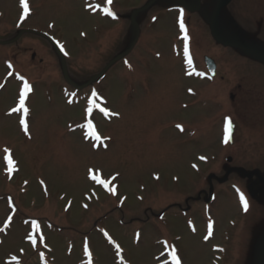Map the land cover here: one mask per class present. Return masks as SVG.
<instances>
[{
  "label": "rangeland",
  "instance_id": "374dc122",
  "mask_svg": "<svg viewBox=\"0 0 264 264\" xmlns=\"http://www.w3.org/2000/svg\"><path fill=\"white\" fill-rule=\"evenodd\" d=\"M117 1V10L126 15L119 24L93 18L102 36L98 45L94 36H89L90 40L82 41L78 47L69 42L76 38L78 29L97 35L91 26L92 17L82 12V2L32 0L33 14L29 13L20 22L22 30L34 28L67 40L66 47L72 56L65 63L68 77L76 86L73 87L62 80L60 60L45 38L34 33L16 38L20 30L16 24L18 0H0V40L16 38L14 42L0 45V80L6 72L3 63L6 58L16 70L28 76L24 78L31 89L24 103L28 110L24 120L28 136L22 134L19 111L5 115L11 105L13 109L19 108L24 82L16 97L17 82L11 76L0 90V157L2 145L13 149V165L19 160L20 166L16 175L21 181H29L24 187L26 193L20 195L19 185L13 184L14 181L5 182L0 169V178L4 181L0 187V264H35L28 255L30 247L37 253V259L50 262L51 258L53 264H81V250L85 247L89 256L95 257L96 264H115L112 250L96 227H104L122 244L131 264H155L154 258L161 251L158 238L165 235L175 240L180 264H259L255 259L264 241V190L259 192V176L247 182L244 176L245 170L257 169L259 174L264 171V78L261 76H264V67H258L255 60L237 50L213 42L205 23L212 10L208 4L202 5L199 14L191 18L195 54L192 51L190 54L196 56L194 63L197 61L199 68H203L202 55L212 57L222 79L200 84L201 79L185 78L180 58L173 56L184 46L174 27L177 11H158L154 16L155 9H151L140 17L141 40L138 39L136 48L127 56L129 62L134 63V71L120 69L123 66L118 61L115 69H109L99 78L100 83H96L99 94L107 100L105 107L118 114L110 123L99 124L102 133H107L108 139L100 145L106 150L91 151L88 144L81 141L79 132L68 130L66 125L81 117L82 112L81 104L66 106L64 96L73 89L79 90L78 97L82 91H87L91 84L89 77L100 71L118 51L120 40L125 43L128 39V9H135L146 0ZM229 7L247 37L258 31L255 36L264 40V0H233ZM149 15L154 22L147 24ZM218 31L224 37L234 38L226 34L228 31ZM140 45L143 46L138 50ZM236 84L240 85L238 90L233 89ZM188 87L195 93L201 91L200 100L189 95ZM232 89L239 96L240 91L249 92L247 96L251 100L246 103L249 105L246 112L239 114L237 103L232 104L239 121L246 122V114L251 119L245 127L238 125L234 146L224 148L219 143L221 122L224 114L235 115L227 103ZM211 94L219 97L220 102L212 103ZM178 124L184 126L182 134L177 130ZM191 126L196 127V132H192ZM197 154L210 157V161L214 157L210 172H216L218 179L228 174L224 160L227 154L232 156L234 161L227 179L220 185L215 180L197 185L200 174L188 168ZM240 164L245 169L244 176L241 170H235ZM86 166L102 168L105 176L116 175L118 190L128 198L121 209L116 208L115 200L99 194L98 199L82 211L88 204L83 193L91 187L85 180ZM200 166L201 173L210 167ZM38 179L49 186L48 195L39 191ZM210 187L218 195L211 203V210L204 212L211 215L214 222L208 223L213 230L212 238L205 239L207 225H203L202 207ZM237 189V194H233ZM242 190L247 210L234 197ZM198 193L200 198L192 201L190 198ZM8 196H13L22 210L17 213L10 210L4 217L7 212L4 201ZM137 196L144 199L138 201ZM64 208L71 210L66 212ZM159 212H167L161 223L156 217ZM43 219L50 221L53 230ZM119 220L123 224L121 228ZM19 222H23V229L14 226ZM39 226L41 229L35 231ZM139 228H142L141 238L135 247L131 234ZM195 228L196 233H193ZM9 229L8 235H4ZM22 230L24 236H29L28 240L22 239ZM46 243L51 247L49 253L41 247ZM216 244L218 248L214 251Z\"/></svg>",
  "mask_w": 264,
  "mask_h": 264
},
{
  "label": "snow or ice",
  "instance_id": "6c2138e0",
  "mask_svg": "<svg viewBox=\"0 0 264 264\" xmlns=\"http://www.w3.org/2000/svg\"><path fill=\"white\" fill-rule=\"evenodd\" d=\"M19 2H20V6L23 8V13L21 14L20 19L23 20L25 18V16H27V14L29 13V6H28V3H27V0H19ZM107 3L111 4V0H107ZM96 7H99V5H96ZM103 11L107 15H110V16L114 15V13H112L111 10L108 7H105L103 9ZM180 12H181V17H182L183 16V10L181 9ZM49 27H52V25H49ZM180 29H181L182 32L185 33L184 34V55L187 58L188 65L191 66L192 65V60H191V58L188 55V43H187L188 35H187L186 30H185V25L183 23L182 18L180 20ZM61 49L63 50L62 46H61ZM21 79H23V78H21ZM30 90L31 89H30L29 84L27 83V81H25L24 85H23V91L21 92V94L19 96V108L18 109H13L12 111H18L19 109H24L25 112L28 111L27 108L24 107V103H25V95ZM96 98H97V92H96V90H92L91 96L88 97L87 111L91 112L93 107H96V108L99 109V111L101 113H104L105 115H108L109 114V109L107 107H100L98 104H96ZM112 115H118V114L112 113ZM20 123H21V126L23 127L25 133L27 134V132H28L27 124L25 123V121L23 119H21ZM86 127L88 129V132H87L86 135L88 137L94 138L95 141H99V142L102 143L103 139H108L107 137L102 139L94 131V125H93L92 121H88V123L86 124ZM177 127L179 128L180 126L177 125ZM230 130H231V121L228 118H226L225 119V141H224L225 143L228 142V137L230 135ZM93 146L95 147L96 145L94 144ZM4 152L6 153V155L4 156V160L7 162L9 171H11L12 168H13L14 161L12 160L11 155L8 154L10 152V150L5 148ZM201 159H205V158L201 157ZM90 172H91V170H90ZM91 179L97 181L100 184H104V185L107 184V182L104 181V180H101L98 175L91 176ZM113 194H115V193H113ZM240 202L244 206L245 210H247V206L248 205H247V201L245 200V197L243 196V194L240 195ZM33 225L35 226V221H33ZM104 235L107 236L108 234L105 232ZM205 239H207V237H205ZM109 241L114 243V241H111L110 237H109ZM84 251H85V255H90L89 252H88V248L87 247H85ZM165 254L170 256V260H171L172 264H180V261L177 258L176 251H175L174 248L171 250V252H168V250L166 249L164 253H161L162 256L165 255ZM117 255H119V246H117ZM41 256L43 257V254H41ZM13 259H15V258H13ZM89 264H91V260L90 259H89ZM162 264H169V262L168 261H162Z\"/></svg>",
  "mask_w": 264,
  "mask_h": 264
},
{
  "label": "water",
  "instance_id": "95a60500",
  "mask_svg": "<svg viewBox=\"0 0 264 264\" xmlns=\"http://www.w3.org/2000/svg\"><path fill=\"white\" fill-rule=\"evenodd\" d=\"M219 5V4H218ZM234 45H236V46H238V47H240V48H247V46H242V45H237V44H234Z\"/></svg>",
  "mask_w": 264,
  "mask_h": 264
}]
</instances>
